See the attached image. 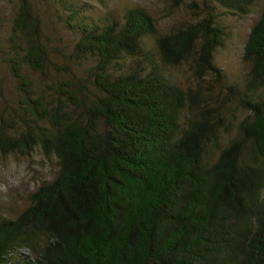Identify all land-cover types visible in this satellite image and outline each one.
Returning <instances> with one entry per match:
<instances>
[{
	"label": "trees",
	"instance_id": "1",
	"mask_svg": "<svg viewBox=\"0 0 264 264\" xmlns=\"http://www.w3.org/2000/svg\"><path fill=\"white\" fill-rule=\"evenodd\" d=\"M211 1L239 16L262 3L240 83L214 63L228 31L208 3L162 34L140 8L98 23L71 7L64 58L85 65L78 75L18 0L5 62L17 105L0 117V155L38 148L57 172L0 218V264H264V0ZM183 64L193 87L170 76ZM26 71L57 77L41 89ZM229 104L245 113L233 128Z\"/></svg>",
	"mask_w": 264,
	"mask_h": 264
},
{
	"label": "rangeland",
	"instance_id": "2",
	"mask_svg": "<svg viewBox=\"0 0 264 264\" xmlns=\"http://www.w3.org/2000/svg\"><path fill=\"white\" fill-rule=\"evenodd\" d=\"M29 2L41 21L43 38L51 50L52 60L58 65H66V69L73 68L78 75H82L85 65H70L64 58L75 40V35L66 27L69 19L67 10L71 7L81 8L85 15L98 23H104L110 17L117 18L126 9L140 8L152 17L158 33L162 34L173 27L196 22L204 16L203 3H208L228 31V39L213 55L215 65L222 70L228 84L240 83L247 70L242 61V51L249 31L259 17L262 5V3L255 5L248 14L239 16L218 7L211 0H183L178 6L173 5L172 0H29ZM192 2H195L197 9L191 8ZM17 8L18 0H0V117L12 114V109L17 105L15 81L5 63L8 38ZM151 40L153 39L148 38L146 42L152 44ZM169 73L171 78L184 88L196 85L186 64L169 69ZM26 74L35 84H39L41 89L57 77L53 72L48 74V79L29 71H26ZM209 94L214 99L218 97L219 100L224 96V92L218 88L211 89ZM228 106L232 111L229 117L233 128L245 113L235 110L232 104ZM56 172L55 159L44 158L38 148L27 156L0 155V218L16 217L28 206L31 193L41 183L52 180ZM17 179L20 183L14 186L12 181ZM3 188H7V191Z\"/></svg>",
	"mask_w": 264,
	"mask_h": 264
},
{
	"label": "clouds",
	"instance_id": "3",
	"mask_svg": "<svg viewBox=\"0 0 264 264\" xmlns=\"http://www.w3.org/2000/svg\"><path fill=\"white\" fill-rule=\"evenodd\" d=\"M12 183H13L14 186H18L20 181H19V179H17V180L12 181ZM3 190L7 191V188H3Z\"/></svg>",
	"mask_w": 264,
	"mask_h": 264
}]
</instances>
